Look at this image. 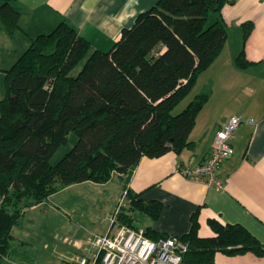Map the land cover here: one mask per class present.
<instances>
[{
	"label": "trees",
	"instance_id": "1",
	"mask_svg": "<svg viewBox=\"0 0 264 264\" xmlns=\"http://www.w3.org/2000/svg\"><path fill=\"white\" fill-rule=\"evenodd\" d=\"M2 1L0 20L13 35L19 12L11 0ZM231 1L157 0L122 29L108 51L93 48L63 20L32 38L11 66L0 69V264L12 251V230L21 225L24 211L72 184L125 176L129 206L121 209L119 221L134 227L130 212L135 211L157 218L161 204L132 193L129 176L144 156L192 146L189 134L210 91L175 109L222 51L228 29L221 10ZM252 28L251 22L242 25L243 43ZM235 63L249 64L244 50ZM71 133L77 137L73 147L52 162ZM209 225L215 234L199 236L193 216L189 233L180 237L187 244L182 264L210 263L217 250L264 256V244L244 226L216 219ZM145 231L150 238L169 236Z\"/></svg>",
	"mask_w": 264,
	"mask_h": 264
},
{
	"label": "crops",
	"instance_id": "2",
	"mask_svg": "<svg viewBox=\"0 0 264 264\" xmlns=\"http://www.w3.org/2000/svg\"><path fill=\"white\" fill-rule=\"evenodd\" d=\"M156 2L11 0L10 6L19 12V29L10 35L0 20V52L3 49L10 52L19 33L25 35L26 49L32 38L51 32L63 20L90 41L93 48L108 51L121 37L122 29L131 27L136 16ZM2 3L0 0V5ZM133 11L137 15L128 19ZM221 16L227 25L228 38L218 57L200 73L205 77L198 92L208 89L210 96L190 131L192 146L179 153L170 150L159 157L140 159L126 186L144 201L159 202L161 209L155 219L139 211L130 214L134 227L178 237L189 233L194 215L201 237L215 234L209 225L210 219L240 224L264 244V0H232L222 7ZM247 22H251L253 28L243 43L242 25ZM242 50L249 64L238 67L235 59ZM19 55L21 53L7 56L5 64L8 62V67L11 66ZM8 67L0 65V69ZM234 115L241 116L244 122L234 133L232 155L218 169L224 188L216 189L183 176L180 168H192L201 163L210 152L215 132ZM114 178L121 181L123 193L125 176L114 174L110 181ZM98 234L95 231L94 235ZM73 243V248H82L80 238H75ZM30 245L22 238L12 242V251L3 264H17L16 260L19 264H36L32 256L22 251ZM84 249L96 250L94 247ZM96 252L91 253L92 256ZM72 263L70 260L67 264ZM202 264H264V256L251 251L228 254L217 250L212 262Z\"/></svg>",
	"mask_w": 264,
	"mask_h": 264
},
{
	"label": "rangeland",
	"instance_id": "3",
	"mask_svg": "<svg viewBox=\"0 0 264 264\" xmlns=\"http://www.w3.org/2000/svg\"><path fill=\"white\" fill-rule=\"evenodd\" d=\"M24 41L25 35L19 33L11 51L3 49L0 52L2 67H8V62L5 64L8 61L7 56L13 57L14 53L20 54L24 51ZM83 63L84 61L78 64L71 74L76 75ZM204 77L200 75L196 87L178 104L175 112L181 111L198 92ZM3 95V75L0 74V98ZM76 139L75 134L71 133L68 144L61 146L51 161H58L73 147ZM126 204V195L122 193V183L118 178L106 185L81 182L66 186L43 203L24 211L21 225L14 227L12 232L13 243L18 238L30 242L31 245L22 248V251L25 255L32 256L36 264H67L70 260L76 264L81 257H89L96 252L94 249L84 248H93L91 241L96 236L95 231L99 234L106 233L110 228L109 213L112 214L117 207L121 211ZM75 238L83 241L79 250L73 248ZM15 262L19 264L17 260Z\"/></svg>",
	"mask_w": 264,
	"mask_h": 264
},
{
	"label": "built area",
	"instance_id": "4",
	"mask_svg": "<svg viewBox=\"0 0 264 264\" xmlns=\"http://www.w3.org/2000/svg\"><path fill=\"white\" fill-rule=\"evenodd\" d=\"M243 122L241 116H231L213 135L208 156L192 168H180V173L216 189L224 188L218 169L232 155L234 133ZM119 212L120 208H115L109 217L108 231L92 239L91 245L97 252L91 257H81L76 264H182L187 244L180 237L150 238L145 229L121 223Z\"/></svg>",
	"mask_w": 264,
	"mask_h": 264
},
{
	"label": "clouds",
	"instance_id": "5",
	"mask_svg": "<svg viewBox=\"0 0 264 264\" xmlns=\"http://www.w3.org/2000/svg\"><path fill=\"white\" fill-rule=\"evenodd\" d=\"M136 15H137V13L135 11H133L131 13V15L128 17V19H133Z\"/></svg>",
	"mask_w": 264,
	"mask_h": 264
}]
</instances>
